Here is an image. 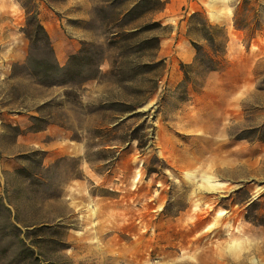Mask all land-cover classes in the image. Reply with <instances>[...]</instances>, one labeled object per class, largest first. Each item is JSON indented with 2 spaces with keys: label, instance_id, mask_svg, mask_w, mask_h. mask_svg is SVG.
I'll return each instance as SVG.
<instances>
[{
  "label": "rangeland",
  "instance_id": "1",
  "mask_svg": "<svg viewBox=\"0 0 264 264\" xmlns=\"http://www.w3.org/2000/svg\"><path fill=\"white\" fill-rule=\"evenodd\" d=\"M141 1L0 0L21 32L0 41V264L14 225L23 264H264V0L198 10L226 34L215 70L195 63L196 11ZM34 15L68 67L54 85Z\"/></svg>",
  "mask_w": 264,
  "mask_h": 264
},
{
  "label": "trees",
  "instance_id": "2",
  "mask_svg": "<svg viewBox=\"0 0 264 264\" xmlns=\"http://www.w3.org/2000/svg\"><path fill=\"white\" fill-rule=\"evenodd\" d=\"M142 0L141 3L136 4L133 10L140 7L143 3ZM159 3H161L160 0H158ZM244 4H250L249 0H244ZM132 10V11H133ZM237 14V13H236ZM235 14V16H236ZM204 18V14L202 12L196 11L194 12L190 17V27H189V33H194L196 35H202V39L208 42V48L209 51H206L205 48L200 45L196 40H190L192 46L196 50V57H195V63L200 64L204 66L205 68L209 69H217L220 60L221 54L220 52L225 51V44H226V34H223V38L221 41L216 37L217 36V27H212L208 25L207 23H203L201 27L197 26L198 24H201L199 22L200 19ZM238 24V17L235 19V25ZM31 27V28H30ZM30 28V29H29ZM24 32L30 42L32 43V46H37V43L39 41V37L41 36L44 40V43L46 45L47 50L49 53H51L52 58L49 61H40L38 63V68L34 70V75L38 76V81L42 84H57L55 82V78L51 80L52 76L56 74H60L64 72L66 74L68 71L67 66H60L58 61L56 60L54 54V49L51 45V40L49 34L46 32L44 26L41 24L40 20L38 19L37 15L30 16L27 20V27L24 28ZM252 39V37H251ZM212 49V51H210ZM77 56L72 55L70 57V60L75 58ZM5 208V211L8 213V215H12L11 209L6 206L3 202H0V208ZM13 229L15 231L17 241L20 245V250L17 253V261L18 263H26L27 260L30 258L29 248L27 247L24 239L21 237L22 232L21 228L18 225H14ZM17 263V264H18Z\"/></svg>",
  "mask_w": 264,
  "mask_h": 264
},
{
  "label": "crops",
  "instance_id": "3",
  "mask_svg": "<svg viewBox=\"0 0 264 264\" xmlns=\"http://www.w3.org/2000/svg\"><path fill=\"white\" fill-rule=\"evenodd\" d=\"M86 1V6L88 3V0H84ZM215 0H172V15L176 13H178L179 11H181L182 6H185V10L188 12H194V11H198V10H204L206 11L207 14L212 15V12H210V9H212V5L213 2ZM236 4L239 2V0H235ZM19 8V7H18ZM17 8V6H15V9L13 11V13H15V15H18L19 13V9ZM88 8V7H87ZM189 13V14H190ZM3 14L2 10L0 9V17H2ZM215 15V14H214ZM2 19L0 18V41L3 40L2 42H9L8 47L9 48H13L14 50L16 49V47L18 46L17 44H15L12 40H11V36H15L19 38V35H21V32L18 31V29L16 27H5L4 22L1 21ZM50 35H52L50 33ZM53 38V36H52ZM1 43V42H0ZM1 46V44H0ZM63 58L62 57H58V62L63 63ZM15 62V63H19L15 58H11V64ZM22 61H20L21 63Z\"/></svg>",
  "mask_w": 264,
  "mask_h": 264
},
{
  "label": "bare ground",
  "instance_id": "4",
  "mask_svg": "<svg viewBox=\"0 0 264 264\" xmlns=\"http://www.w3.org/2000/svg\"><path fill=\"white\" fill-rule=\"evenodd\" d=\"M216 184V183H215ZM252 251L255 253V254H259L260 256H264L263 254H264V243L262 244V245H259V243H257L254 247H253V249H252ZM252 263L253 264H258V260H256V259H253L252 260ZM231 264H234V262L231 260Z\"/></svg>",
  "mask_w": 264,
  "mask_h": 264
}]
</instances>
